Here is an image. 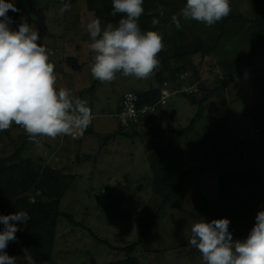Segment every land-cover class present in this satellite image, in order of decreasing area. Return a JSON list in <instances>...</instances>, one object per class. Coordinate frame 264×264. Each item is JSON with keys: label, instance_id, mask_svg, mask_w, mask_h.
Listing matches in <instances>:
<instances>
[{"label": "rangeland", "instance_id": "1", "mask_svg": "<svg viewBox=\"0 0 264 264\" xmlns=\"http://www.w3.org/2000/svg\"><path fill=\"white\" fill-rule=\"evenodd\" d=\"M10 2L15 3L16 0ZM230 3L231 12L249 19L256 18L252 0H230ZM62 6L61 0H41L36 7L33 27L40 37L38 43L52 53L50 61L55 65L56 87L71 89L99 115L89 126L92 134L60 135L54 139L43 136L38 138V143L29 139L23 154L63 174L72 175L68 177L69 185L60 207L72 215L73 221L66 218L59 221L53 264H88L90 256L99 262L116 260L122 258L125 252L117 251L112 246H128L136 241L141 226L151 215L152 207L159 203L153 195V172L149 163L150 156L158 149L167 150L174 165L186 172L208 166L215 160L205 147L204 127H212L224 134L241 132V137L250 143L249 153L248 147L244 146L247 148H244V157L224 159L222 169L236 171L247 163H261L264 169V50L253 56L248 68L237 72L236 84L228 86L224 94L213 95L208 99L204 116L195 129L183 135L160 131L151 134L148 128L124 129L131 133L143 132L126 133L113 118L123 92H143L152 87L166 90L177 128L188 124L196 113L198 103H192L184 92L172 93L173 88L169 85L172 83L174 86L178 82L172 81L167 71L164 72V85L154 75L148 79H136L117 74L111 83H100L95 90H91L95 79L89 65L94 53L89 48L92 41L86 25L95 19V13L88 9L87 0H71V8L66 12H61ZM165 8L163 4L159 6L161 13ZM181 9L175 16L180 22L188 23L196 35L203 37L208 43L206 45L210 46L221 21L209 27L194 20H185ZM8 16L13 20L11 10ZM241 24L245 30L246 26L241 20L229 21L225 36L211 54L205 57L198 54L180 61L171 59L170 68L187 64L190 71L185 72V80L192 79L190 85H197L198 88V82L193 77V72L198 70L204 86H216L218 80L224 77L226 64L248 55L259 43L252 37V31L247 34L236 33ZM172 25V21H166L163 28L157 30L163 36V51L167 53L172 46L169 41ZM247 25L253 26L251 23ZM70 56L82 63L80 70L72 69L67 60ZM242 85L244 89H241ZM199 92H196V99L201 97ZM222 96H225L224 100H221ZM219 101L222 102L219 104ZM157 122L161 128L167 126L164 122ZM26 134L21 126L14 123L10 129L0 131V156L10 155L20 147ZM207 180L209 184L216 181L212 176H208ZM197 186L195 177L189 174L184 186L176 192L155 226V234L161 230L166 231V234L162 232L161 239L156 237L149 241L150 250H145L141 245L135 250L134 255L141 264H203L201 253L200 257L190 259L183 255L187 249L181 250L183 242L188 243L191 236L188 232L195 223L184 225L181 222L185 219L184 215L194 209L195 221L204 217L202 211L198 210L201 205ZM0 215L3 212L0 211ZM139 220L142 221L140 224ZM238 225L242 226L239 222ZM235 235L236 240L246 238L239 232ZM15 258L16 264H35L26 254Z\"/></svg>", "mask_w": 264, "mask_h": 264}, {"label": "trees", "instance_id": "2", "mask_svg": "<svg viewBox=\"0 0 264 264\" xmlns=\"http://www.w3.org/2000/svg\"><path fill=\"white\" fill-rule=\"evenodd\" d=\"M41 0H16L14 3L18 12H13V23L11 27L18 29L22 20L33 26L34 13ZM253 9L256 18L249 19L242 14L233 12L218 24V32L215 34L213 43L210 46L203 37L196 35L193 28L185 22H180L181 27L173 29L169 34V41L172 43L168 53L161 51L158 54L160 65L154 76L160 84H163L165 71L172 81H177L178 85L191 84V80H181V74L190 71L187 64H182L176 68H170V60L180 61L186 57L200 55L205 57L214 52L221 39L227 32V24L231 20L239 19L243 22L246 29L243 30L242 24L238 27L236 33L247 34L252 31V37L255 38L256 46L254 50L248 52V55L233 59L226 64L224 68V77L218 80V84L213 87L204 86L198 75V70L193 72L194 81L198 82V92L201 93L200 99H196L197 91L184 92V95L192 103H198L195 115L190 119L187 125L177 128L175 120L161 128L158 124L151 126L148 133L153 132H172L177 135H183L188 131L196 128L197 123L204 116L205 103L213 95H222L228 86L237 83V72L248 68V64L258 52L264 50V0H252ZM166 6L163 13L159 6ZM186 4V0H144V13L139 18L141 30L157 31L162 29L166 21H171L173 15ZM88 9L94 11L95 19L99 18L101 25L113 23L114 25L122 18V14L113 16L112 0H87ZM159 20V24L153 25L152 19ZM251 23L253 26H248ZM68 63L73 70H80L83 65L76 57L70 56ZM252 62V61H251ZM223 64V63H222ZM177 73V75H176ZM196 79V80H195ZM101 82L94 80L90 86L95 90ZM139 100L138 105L152 104L158 100L161 95L159 88L152 87L143 92H137ZM224 92V93H223ZM121 94L120 103L114 112L121 110V103L124 98ZM77 96V94L75 93ZM225 96L221 97L224 100ZM222 101H219L220 104ZM159 122L164 120L163 115H159ZM119 124V123H118ZM120 128L126 132L123 126ZM204 140L210 154L214 156V161L207 167L183 171L171 159L167 150L158 149L149 158L150 167L152 168V189L153 195L158 199L157 206L152 207L151 215L143 223L138 234L137 240L128 246H112L117 251L125 252L122 258L99 262L96 258L90 256L88 264H141L140 259L134 255L138 246L145 250H150L149 241L155 240V226L159 219L162 218L174 195L181 190L189 174H199L202 172H214L218 178V192L215 197L209 200L203 199V212L205 220L221 218H242L244 225L241 226L239 235L247 237L255 225L257 213L264 210V169L256 163H247L242 169L237 171H228L222 169V161L232 156H243L244 139L241 134H224L212 127H204ZM146 131V130H144ZM84 133L92 134L91 127H88ZM131 133V132H126ZM143 133L136 131L131 134ZM28 134L23 144L17 147L10 155L0 156V211L4 215L13 214L17 211H27L30 219L27 224L17 222L18 230L15 234L16 239L10 241L6 248L9 256L28 255L35 264H53L56 252V233L61 218L73 221L71 214L61 210V201L68 188V177L70 174H63L60 170L42 164L30 157L24 156L23 152L27 142ZM206 149V150H207ZM40 191V193H38ZM139 224L142 221H138ZM80 224H82L80 222ZM4 225L0 223V231H3ZM238 234V233H237ZM159 237L162 232L158 231ZM161 239V238H160ZM100 240V239H99ZM104 241L105 240H100ZM106 243V242H105Z\"/></svg>", "mask_w": 264, "mask_h": 264}, {"label": "clouds", "instance_id": "3", "mask_svg": "<svg viewBox=\"0 0 264 264\" xmlns=\"http://www.w3.org/2000/svg\"><path fill=\"white\" fill-rule=\"evenodd\" d=\"M61 12L69 11L71 0H61ZM144 0H112V15L122 14L117 24L102 26L99 18L86 25L90 50L94 53L89 65L91 75L101 83H111L117 74L148 79L160 65L158 54L164 49L158 31L141 30L139 18L144 13ZM18 12L10 0H0V131L21 126L33 142L47 136L83 135L94 115L87 102L71 89L56 87L55 65L51 51L38 43V31L22 20L18 29L11 27L9 11ZM231 13L230 0H186L181 9L185 20L213 26ZM176 28L180 20L171 18ZM152 24L159 20L152 19ZM161 93V92H160ZM27 211L0 215L4 225L0 231V264H16L6 248L16 239L18 224H27ZM228 218L200 219L190 227L188 243L202 256L203 264H264V210L257 213L255 225L244 240H233Z\"/></svg>", "mask_w": 264, "mask_h": 264}, {"label": "built area", "instance_id": "4", "mask_svg": "<svg viewBox=\"0 0 264 264\" xmlns=\"http://www.w3.org/2000/svg\"><path fill=\"white\" fill-rule=\"evenodd\" d=\"M185 79L186 76L184 72L181 74V80L185 81ZM169 86L173 88V94L177 92L198 91L197 85L193 86L190 84H176L172 86L171 83ZM166 92V90L162 89L160 95L161 97L156 102L152 104L146 103L143 105H138L139 96L136 92H125L123 101L121 103L122 108L120 111L113 113V118L116 119L117 122L126 129H149L151 126L153 127L158 124L157 121L159 120L157 118L159 115L164 116V120H161L160 122H164L166 125L171 124L174 121V110L172 105L167 101V95L169 94ZM92 113L94 115L93 120H95L99 114H96L94 111H92Z\"/></svg>", "mask_w": 264, "mask_h": 264}, {"label": "crops", "instance_id": "5", "mask_svg": "<svg viewBox=\"0 0 264 264\" xmlns=\"http://www.w3.org/2000/svg\"><path fill=\"white\" fill-rule=\"evenodd\" d=\"M236 78H237V76H236ZM241 89H244V85H242ZM237 134H241V136H242L241 132H237ZM232 135H234V133ZM253 143H255V141ZM249 144L250 143H248V142H246V140H244V146L248 147ZM255 145H257V143H255ZM252 146H254V145H252ZM246 147H244L245 150L247 149ZM250 147L251 146L248 147V153H249V151L251 149ZM243 157H244V153H243V156H241V158H243ZM258 161H262V160L259 159ZM259 165L261 166V163ZM205 167H207V166H205ZM240 167H242V165ZM193 176L195 177V179L197 181V184H198V186H197L198 187V190H197L198 192L197 193L200 196L201 208L198 209V210L202 211V214L204 216L202 219L205 220V214L203 212V199L209 200L210 198H213V197L216 196V194L218 192V178H217V176L215 175L214 172H202V173H199V174H193ZM208 176L214 177L216 179V181L214 183L212 182L211 184H209L210 181L207 180ZM194 214H195L194 209H192L190 214L187 213V214L184 215L185 219L183 221H181V222H184L185 223L184 225H191L193 222H197L193 218ZM229 220H230L229 231L232 233L233 240H236L235 238H237V237H235L236 236L235 234L238 233V232L239 233L241 232V227L238 225V222L241 225H244V219H242V218H234V219L231 218ZM181 222H179L180 225H181ZM208 222H210V221H208ZM160 232H163L164 234H166V231L161 230ZM189 233H191V232H188V234ZM156 237L161 238V236L159 237L158 234H155V238ZM187 238H188V236L186 235V240H187ZM182 249H185V250L187 249L186 253H183V251H182V253H183V255L188 256L190 259H194V258L200 257V254H199L200 252L197 249H195L194 247H192L189 243L183 242V244L181 246V250Z\"/></svg>", "mask_w": 264, "mask_h": 264}]
</instances>
